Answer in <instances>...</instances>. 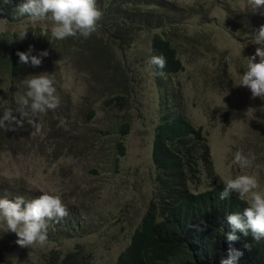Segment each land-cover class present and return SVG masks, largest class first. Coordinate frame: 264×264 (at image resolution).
Wrapping results in <instances>:
<instances>
[{"label":"rangeland","instance_id":"374dc122","mask_svg":"<svg viewBox=\"0 0 264 264\" xmlns=\"http://www.w3.org/2000/svg\"><path fill=\"white\" fill-rule=\"evenodd\" d=\"M166 1L176 10L166 15L167 25L139 31L129 46L113 49L112 64L123 72L117 69L114 83L107 87L120 91V100L108 101L115 94L104 90L105 81L96 72L102 66L99 54L94 59L79 57L82 66L72 54L62 53L35 67L39 74H52L61 104L57 114V109L51 110L53 115H30L28 109L34 120L27 137L0 146V196L25 191L32 194L25 198L30 201L45 192L58 194L68 216L73 213L82 225L87 224L86 233L81 238L13 246L8 253L10 243L2 235L8 229L0 222V264H42L51 252L63 256L75 246L90 252L88 264H114L151 198L152 134L167 107L200 128L208 147L213 176L202 173L198 180L187 182L190 192H202L212 183L224 185L242 174L256 176L257 191H264V100L253 99L248 88L238 86L247 66L244 57L259 47L254 31L264 25V15L248 11L247 0ZM52 25L50 18L36 23L30 18L15 23L0 20V37L27 31L28 39L35 32L52 38ZM162 32L182 69L160 78L149 60L151 39ZM24 46L27 49V42ZM90 111L92 117L87 119ZM123 122L128 125L121 138L124 153L118 156L115 170L116 131ZM83 134L87 144L73 154L69 146L58 149L63 138ZM237 151L255 154L250 168L234 162ZM240 198L248 204L250 195Z\"/></svg>","mask_w":264,"mask_h":264},{"label":"trees","instance_id":"16d2710c","mask_svg":"<svg viewBox=\"0 0 264 264\" xmlns=\"http://www.w3.org/2000/svg\"><path fill=\"white\" fill-rule=\"evenodd\" d=\"M25 2L26 0L7 2L0 0V20L15 23L28 18L16 12V9ZM96 2L103 16L98 21L97 31L87 39L77 36L57 40L54 37L50 38L49 34L43 36L39 32H35L31 39L26 37L24 40L17 39L15 35L0 37V117L11 110L17 120L10 126L14 130L0 127V146L4 142L5 145H9L8 140L18 141L23 135V138L27 137L32 127L31 122L34 120L26 113L30 107L23 101L27 92L25 81L31 79L32 75L39 74L37 72L39 69L30 64L19 63L17 51H26L29 46H33L35 51L32 54L36 55L39 51L47 50L49 58L47 56L43 60L57 59L62 53H70L74 59L79 60L80 66L84 61L81 62L79 57L87 56L94 59L98 58L99 54L103 58L100 60L102 66H98L95 71L105 81L104 90L115 94L114 98L108 101H117L122 98L118 95L121 92L118 91L117 94V91L113 92L112 88L110 90L107 87L114 83L116 70L122 71L119 65L112 64L113 49L122 50L129 46L139 31L150 32L167 25L166 15L176 12L175 5L166 0H96ZM25 42L28 45L27 49L24 46ZM150 51V58L162 54L167 61L163 76L156 74L159 69L153 66L156 77H169L182 69L176 51L170 39L166 38L165 32L153 35ZM64 105L67 108V104ZM56 109L57 111H54L57 114L59 110ZM32 113L30 109L29 114L33 115ZM46 113H51V110ZM92 114L90 111L86 118L89 119ZM127 127L126 122H123L116 131L118 141L115 142L113 159L115 170L118 156L124 153L121 138L126 134ZM87 141L88 137L84 134L80 137H65L58 149L63 146L68 149L69 146L68 151L73 154L79 147L86 146ZM67 142L68 144H65ZM56 156L57 154L54 157ZM150 158L154 170L151 198L139 223L131 232L127 245L119 253L114 264H220L222 258H227L230 246L243 252L237 264H264V238L257 241L252 238L251 232L246 237L237 231L238 240L229 242L226 239V234L232 231L227 215L234 212L242 213L248 206L246 201L237 193H232L229 198L221 200L219 194L224 185L217 183H212L207 189L197 193L190 192L186 187L187 182L198 180L202 173L208 178L213 176L208 147L204 143L200 128H193L189 122L172 113L167 107L154 127ZM20 193L25 194L19 195L24 198L32 197L30 192ZM0 197L3 198V195ZM4 197L14 200L16 195L8 191ZM80 224L81 219L73 213L59 223L50 221L45 242L81 238L86 233L84 229L87 224H81V227ZM2 235H6L10 243V247L8 246L10 253L13 246H18L16 243L18 237L8 231H2ZM90 256V252L81 246H75L71 252L63 256L51 252L43 259L42 264H88ZM0 260L3 262L2 258ZM5 264L10 263L6 261Z\"/></svg>","mask_w":264,"mask_h":264},{"label":"clouds","instance_id":"9594fccd","mask_svg":"<svg viewBox=\"0 0 264 264\" xmlns=\"http://www.w3.org/2000/svg\"><path fill=\"white\" fill-rule=\"evenodd\" d=\"M247 10L253 14L264 15V0H247ZM16 12L20 16L30 18L33 23L50 18L53 21L51 35L57 40L77 36L87 39L97 31L98 21L103 16L96 0H26ZM26 35L27 31H21L17 39L24 40ZM254 39L259 47L255 49L253 55L244 57L247 66L240 76L238 86L248 88L253 99L259 97L264 100V25L254 31ZM33 51H35L33 46H29L27 51H17L19 63L39 67L43 58L49 55L47 50L39 51L36 55L32 54ZM149 64L159 69L156 74L161 76L165 74L163 70L167 66V61L162 54L152 56ZM54 83L52 74L45 72L32 75L31 79L25 81L27 92L23 103L28 105L33 113L55 110L60 104V98ZM16 122L11 110L0 117V127L9 130H14L10 126ZM255 159L253 153L246 155L242 151H237L234 155V162L242 168H250ZM258 188L257 177L250 174L238 175L224 183V188L219 194L221 200L229 198L232 193H237L242 198L250 195L248 206L242 213L234 212L227 215V221L232 229L226 234L227 241L238 240L237 231L246 237L251 232L252 238L257 241L264 238V191H257ZM67 215V207L58 194L45 192L30 201H26L23 196H16L14 200L0 198V222L6 224L8 232L17 235L16 243L22 248L30 247L37 242H45L49 222L59 223ZM242 256V251L230 246L227 258H222L220 264H237Z\"/></svg>","mask_w":264,"mask_h":264}]
</instances>
